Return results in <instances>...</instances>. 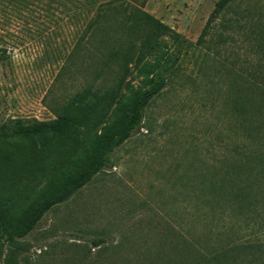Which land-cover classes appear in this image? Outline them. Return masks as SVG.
<instances>
[{"label":"rangeland","instance_id":"rangeland-1","mask_svg":"<svg viewBox=\"0 0 264 264\" xmlns=\"http://www.w3.org/2000/svg\"><path fill=\"white\" fill-rule=\"evenodd\" d=\"M43 1L0 9V126L53 119L88 86L118 93L57 148L51 132L0 138V196L36 184L34 206L78 172L143 90L165 83L107 167L23 238H0V264H195L217 251L223 262L213 264H264V0H230L215 16L217 0H109L103 31ZM136 8L176 35L161 37V58L95 78L99 49L138 46Z\"/></svg>","mask_w":264,"mask_h":264},{"label":"trees","instance_id":"trees-1","mask_svg":"<svg viewBox=\"0 0 264 264\" xmlns=\"http://www.w3.org/2000/svg\"><path fill=\"white\" fill-rule=\"evenodd\" d=\"M39 0H0V9H22L29 8ZM230 0H217L211 11V16L217 15ZM48 6L60 5L66 13L71 9L80 10L84 31L105 29L104 23L108 17L103 11L109 6V0H44ZM134 18L140 22L142 32L136 35L139 40L137 47L129 48H101L98 58L102 69L96 73L95 78L103 74V69L110 65H118L122 72H126L131 64H137L149 56L161 58L157 52L160 39L164 35H176V33L165 23L154 17L143 9L136 8ZM157 53V54H156ZM0 56L3 49L0 46ZM165 79L160 77L151 87L143 90L134 101L130 111L113 130L104 135L96 145L92 156L82 165L78 172L61 187L49 191L33 206V202L39 198L40 190L36 184L29 183V193L21 191L8 197L0 196V238L8 243H14L19 238L26 236L42 218V216L54 205L69 198L76 190L86 184L96 173L110 164L113 151L134 132L141 127L144 108L164 86ZM118 86L107 88L103 91L92 89L90 86L81 91V96H74L66 105L65 111L59 113L55 118L39 120L36 118L21 119L13 118L0 126V138H12L17 136L35 137L47 132L52 133L50 145L54 148L65 143L72 131L80 125L90 122L95 123L114 102ZM249 182V181H248ZM238 183V182H237ZM238 188V186H236ZM241 188V187H239ZM239 190V189H238ZM233 189L229 194L231 203L240 204L242 190ZM29 200V206H28ZM35 203V202H34ZM105 241L98 237L91 240L94 246ZM224 252L217 251L212 258L201 260L195 264H206L223 262Z\"/></svg>","mask_w":264,"mask_h":264}]
</instances>
